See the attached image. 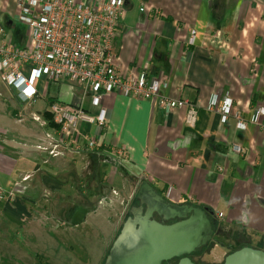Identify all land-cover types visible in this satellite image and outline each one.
Masks as SVG:
<instances>
[{"label":"crops","instance_id":"0c3cea01","mask_svg":"<svg viewBox=\"0 0 264 264\" xmlns=\"http://www.w3.org/2000/svg\"><path fill=\"white\" fill-rule=\"evenodd\" d=\"M15 15V0H0V26L23 46ZM114 52L123 75L145 72L167 88L152 101L104 95L105 125L81 123L68 137L46 119L47 100L95 116L89 91L60 84L45 97L43 80L37 115L0 81V264H103L142 183L168 203L204 210L225 240L217 258L264 251V114L251 121L264 110V0H125ZM213 96L219 106L230 99L245 129L207 109ZM162 99L192 104L194 125ZM86 138L98 147L77 151Z\"/></svg>","mask_w":264,"mask_h":264},{"label":"built area","instance_id":"2783aa9c","mask_svg":"<svg viewBox=\"0 0 264 264\" xmlns=\"http://www.w3.org/2000/svg\"><path fill=\"white\" fill-rule=\"evenodd\" d=\"M15 9V22L26 29L27 41L23 46L10 44L0 26L1 83L17 91L22 102L33 103L41 81H71L89 91L92 107L99 109L91 116L81 107L57 100L51 103L52 123L62 136L76 132L81 123L103 127L106 111L100 108V101L104 95L152 101L167 88L165 81L150 80L145 72L123 75L116 64L114 41L125 13V0H94L93 3L85 0H15ZM196 38L197 33L192 30L188 45L194 46ZM158 104L165 111L185 108L186 123L194 125L196 110L189 102L162 99ZM207 109L216 111L221 123L233 117L237 120L236 127L245 129L246 123L240 114H232L230 99H224L219 106L218 97L213 96ZM263 114L264 110L259 109L252 117V123ZM97 147V142L89 138L84 144H74L77 151ZM234 150L241 153L240 147H234Z\"/></svg>","mask_w":264,"mask_h":264},{"label":"water","instance_id":"95a60500","mask_svg":"<svg viewBox=\"0 0 264 264\" xmlns=\"http://www.w3.org/2000/svg\"><path fill=\"white\" fill-rule=\"evenodd\" d=\"M136 199L139 206L131 208L104 264H164L175 259L176 264H195L190 255L212 238L207 213L168 203L147 183L141 184ZM222 264H264V251L244 247L228 254Z\"/></svg>","mask_w":264,"mask_h":264},{"label":"rangeland","instance_id":"374dc122","mask_svg":"<svg viewBox=\"0 0 264 264\" xmlns=\"http://www.w3.org/2000/svg\"><path fill=\"white\" fill-rule=\"evenodd\" d=\"M15 25L18 26L19 29H22V25H20V24H18V25L15 24ZM4 33H5L7 39H11L10 44H14V38L12 37V35H13L12 30H4ZM60 84L69 85V86L73 85V84L78 85L77 83L67 81V80H60L57 83L51 82L49 87H48V91H47V94L45 97H56L58 95V89L57 88H58V86H60ZM45 100L46 99H40V100L33 102V103L27 102V103H24L25 104L24 106L28 107L27 110L29 112L40 115L46 106ZM55 147L58 148V145H56ZM55 152L57 153V151H55ZM128 210H129V208H127L126 212H128ZM171 223H173V222H170L169 224H171ZM220 230L221 229L218 228V225H215V228H214L213 233H212V238H211L210 242L207 243L208 246H206L200 253L194 254L190 257V259L195 264H210V263L211 264H221L223 262L225 257H223V259H221V257L217 258L218 255H217V252L215 251V250H220V248L215 249L216 244L212 245V242H215L218 245H224L223 243H225V242H223V241H225V240L222 238L216 237L219 234ZM217 239L221 240L222 243L220 244L217 241ZM242 248H244V247H242ZM236 250H239V248ZM211 252H212L213 256L211 255Z\"/></svg>","mask_w":264,"mask_h":264},{"label":"trees","instance_id":"16d2710c","mask_svg":"<svg viewBox=\"0 0 264 264\" xmlns=\"http://www.w3.org/2000/svg\"><path fill=\"white\" fill-rule=\"evenodd\" d=\"M19 34V33H18ZM56 100L55 99H48L47 100V109H46V111L44 112V115H45V117H46V119L48 120V122H49V124H52V125H54L53 123H52V116H51V114H50V112H49V107H50V105H51V103H53V102H55ZM54 126H56V125H54ZM134 203L132 204V205H135V202L137 201V199H136V197L134 198ZM131 216V214H130V211H128L127 213H126V217H125V220L128 218V217H130ZM211 227H212V231L214 230V228H215V225H214V223L211 221ZM216 239V238H215ZM213 244H217V243H215V242H212V245ZM206 246H208L207 244L206 245H204V246H201V247H199L192 255H194V254H198V253H200ZM242 248V247H241ZM241 248H239V249H241ZM234 251H236V249H232V250H230L229 252L230 253H232V252H234ZM229 253V254H230ZM192 255H190V257L192 256ZM177 263V260L175 259V260H173V261H169V262H166V263H164V264H176ZM104 264V263H103ZM222 264V263H221Z\"/></svg>","mask_w":264,"mask_h":264},{"label":"flooded vegetation","instance_id":"af4514ba","mask_svg":"<svg viewBox=\"0 0 264 264\" xmlns=\"http://www.w3.org/2000/svg\"><path fill=\"white\" fill-rule=\"evenodd\" d=\"M155 218H156V220H158V221H160L161 219L159 218V217H156V216H154ZM176 220H173V221H168V222H164V223H166V224H169L170 222H175Z\"/></svg>","mask_w":264,"mask_h":264}]
</instances>
